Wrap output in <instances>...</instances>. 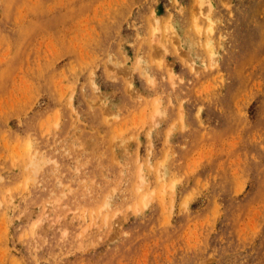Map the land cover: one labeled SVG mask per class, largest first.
Returning <instances> with one entry per match:
<instances>
[{
    "label": "rangeland",
    "instance_id": "obj_1",
    "mask_svg": "<svg viewBox=\"0 0 264 264\" xmlns=\"http://www.w3.org/2000/svg\"><path fill=\"white\" fill-rule=\"evenodd\" d=\"M0 264H264V0H0Z\"/></svg>",
    "mask_w": 264,
    "mask_h": 264
}]
</instances>
